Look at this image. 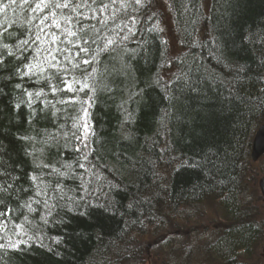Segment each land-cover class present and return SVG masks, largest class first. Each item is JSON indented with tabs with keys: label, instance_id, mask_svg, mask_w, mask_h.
I'll use <instances>...</instances> for the list:
<instances>
[{
	"label": "trees",
	"instance_id": "obj_1",
	"mask_svg": "<svg viewBox=\"0 0 264 264\" xmlns=\"http://www.w3.org/2000/svg\"><path fill=\"white\" fill-rule=\"evenodd\" d=\"M162 1L150 0L139 11L142 22L134 36L120 42L125 29L116 44L97 53L93 63L71 70L70 75L83 80L92 68L99 72L106 67L118 69L122 76L110 75L107 83L89 76L95 92L54 96L46 79L54 70L46 62L47 71L41 75L23 79L15 75L14 68L22 63L45 60L43 49L37 58L29 55L38 44L24 53L22 62L0 50L4 56L0 65V172L9 174L0 175V183L13 184L10 196L0 195L5 201L0 211L12 207L13 220L23 223L26 233L13 239L28 241L16 250L0 249V264L258 261L252 255L260 254L264 235V221L255 216L264 212L257 186L264 162L255 166L250 153L253 134L264 122V0H167L171 31L181 45L175 57L170 56L163 37L165 11L155 14ZM26 17L19 0L0 14L5 27L15 22L9 29L14 35L6 36L3 43L11 44L17 55L16 40L27 33ZM160 20L165 21L163 26ZM157 21L163 31L143 36L141 31ZM90 57L91 53L81 54L77 62ZM52 82L60 83L55 78ZM24 89L33 93L32 108L27 106ZM41 89L44 94L36 98ZM73 96L78 97L77 103H58ZM21 101L16 109L14 105ZM45 101H52L56 108L45 107ZM84 107H88L94 133L87 147L74 138L82 134L81 128H73L78 121L82 125L79 118ZM32 109L36 114L29 123ZM56 109L60 111L53 116ZM25 136L30 139H21ZM31 175L37 177L35 185ZM37 186L47 195L35 197L41 203H33L36 211L29 212L20 205L35 196ZM167 202L189 214L193 213L185 209L190 206L202 211L205 202L219 203L226 213L225 225L218 224L219 233L208 228L199 235L197 230L204 226L200 221L201 226L190 228L187 234L183 230L185 241L180 237L174 242L170 234H164L170 232L174 219H167L166 211L158 207ZM78 203H87V216L76 213ZM8 229L9 235L15 231L11 223ZM147 234L151 241L157 240L158 251L151 262L144 258L146 249L141 244ZM58 236L64 237L59 246L54 243ZM203 240L205 245L200 244Z\"/></svg>",
	"mask_w": 264,
	"mask_h": 264
},
{
	"label": "snow or ice",
	"instance_id": "obj_2",
	"mask_svg": "<svg viewBox=\"0 0 264 264\" xmlns=\"http://www.w3.org/2000/svg\"><path fill=\"white\" fill-rule=\"evenodd\" d=\"M150 0H19V7L22 12H27V17L24 20V24L27 25V33L23 34L22 39L16 40V52L13 51V46L9 43H3V40L7 37L14 35L9 32V29L13 26V23L8 24L5 27L0 23V50H7L8 56H15L17 61L22 62L24 60V53L32 48L33 45H39L35 49L37 56L41 49L47 52V56L44 61L40 63H34L29 60L27 63H22L21 66L14 68V74L18 75L21 79L24 77H32L41 75L47 69L44 67V63H47L49 69L54 70L52 75L46 77L48 86L51 93L55 96L59 92L77 93L84 92L85 90H90L95 92V88L89 83L88 77L94 76L96 69L92 68L91 73L85 75L84 79L81 80L75 75H70L72 69H78L80 65H89L93 63L96 59L98 52H104L109 49L110 46L116 44L117 37H120L121 32H125L123 37H120V42L123 40H128L130 36L136 34V26L142 21L138 19V13L141 9L147 7V3ZM18 0H0V14H5L8 9L16 6ZM155 14L148 15L146 18L151 20ZM90 23H87L89 22ZM158 21L156 25L148 29L151 32H161L163 31L158 27ZM131 25V26H129ZM55 29V31H54ZM112 33V35H109ZM63 37V40L61 38ZM63 43L65 47H60L59 45ZM166 43V42H165ZM101 44L103 45L101 47ZM47 45L48 47H44ZM95 46L93 48L92 46ZM72 49H78V51L73 52ZM91 57L89 59L79 60L77 58L84 54L85 56ZM62 57L61 58H58ZM54 61V62H53ZM4 64V56L0 54V65ZM4 71H13L4 67ZM41 78H45L41 76ZM58 80L60 83H53V79ZM62 84V87H61ZM17 89L21 88V85L17 83L15 85ZM24 94L27 97V106L32 108L33 93L24 89ZM43 89L35 93L36 98L43 95ZM91 99V97L89 98ZM78 102V97H69L64 100L58 101L60 104H74ZM20 103H16L14 107L20 109ZM83 103L88 104L89 101H84ZM49 104L55 109L56 105L52 101H45V107ZM43 111V109H41ZM56 111L52 112L55 116ZM36 111L32 109L28 116L29 123L32 122V118L35 116ZM89 111L88 107L82 108V115L79 120L83 121L80 125L79 121L73 124V128L80 127L81 135L75 136L74 138L80 142L84 147H87V140L90 135H94L92 132V126L89 123ZM23 140H28L30 137H21ZM76 151H80V148H76ZM84 159H87L85 155ZM47 167V165H45ZM70 168L71 165H68ZM80 168L84 165L80 164ZM58 171V170H57ZM0 175H9L5 172H0ZM61 175H66V173H61ZM19 177H12L13 181L18 180ZM29 179L35 185L37 177L31 175ZM59 187V185H57ZM13 188L12 183L4 184L0 183V195H11V189ZM23 191L27 192L28 189ZM42 195H47L45 191H42L38 186L36 188L35 196L29 197L27 202L22 203L20 206L27 208L29 212H35L36 209L32 207L33 203L40 204L41 201L35 197ZM4 199L0 198V205H4ZM45 209L47 215L51 216L52 212L48 202L44 201ZM87 203H78L75 206L76 213L80 216H87L88 213ZM105 210H107L106 205H102ZM73 209L69 208V212ZM14 211L10 205L6 206L4 211H0V240L5 242L0 243V249H19L22 245L27 244L28 241L21 239H13V236L26 235L24 232V224H17L13 220ZM45 223H48L47 219L42 217ZM27 221V217H25ZM11 223L15 231L12 235H9L11 231L8 229V224ZM57 223H63V221H57ZM68 225H65L67 227ZM71 238V237H70ZM32 239V237H29ZM64 242L63 236H58L54 238V243L59 246ZM52 251L51 248L48 249ZM56 252V255H59Z\"/></svg>",
	"mask_w": 264,
	"mask_h": 264
},
{
	"label": "rangeland",
	"instance_id": "obj_3",
	"mask_svg": "<svg viewBox=\"0 0 264 264\" xmlns=\"http://www.w3.org/2000/svg\"><path fill=\"white\" fill-rule=\"evenodd\" d=\"M166 4H167L166 0L162 1L160 6L159 7L157 6V10H156L155 14L159 15L160 12L165 11V18H166L165 21H166V23H165V21L160 20L161 23L163 22L162 26L165 23L166 33H165V35H163V37H164V40L167 43V48L169 50L170 56L174 55V57H175V56H177V54H179L181 52V45H180L179 40L172 34V31H171V29H172L171 28L172 27L171 17H170V14H169L168 6H166ZM205 10H208V8H206ZM263 162H264V157L258 159L256 162H254V165L255 166H260L261 164H263ZM262 172H264V171H262ZM260 176H259V178H260ZM257 186H258V189H259V182L257 183ZM261 196H262L261 199L263 200V202H261L260 206H263L264 205V197H263L262 193H261ZM210 202H205L206 203L205 206H204L205 209H203L202 211L201 210L199 211L198 208L194 209L191 206L189 208L185 209L186 211H189V212L191 211L193 214H191V213L189 214V213L185 212L184 209H181V210L177 211L176 209L172 208L171 205H168V202L165 205L158 206V207H161L163 209V212L166 211L167 219H170V218L174 219V221L169 224L170 229L171 228L172 229L170 230V232L169 231L168 232H164V234H170V237L172 238V240L174 242H178V239L180 237H182L183 241H185L187 238H186V235L183 234V230H185L186 234H187L188 231L190 232V228L201 226L199 224L200 221L203 222L204 226L203 227H199L200 229L197 230L199 235L202 233V230H205V229H208V228H211L212 231L214 230L216 233L217 232L219 233V228L220 227H219L218 224H222L223 225L225 223L226 213H224V211H222V209L220 208L221 206L219 205V203H216V202L210 203ZM161 208H160V210H161ZM256 210H257V208H256ZM176 211H177V213H176ZM202 213L205 215V217L203 216ZM255 216H257V220L258 221H264V212L263 211H261V213H259V212L256 213ZM205 218L207 219V221H206ZM188 219H190V223H187ZM207 223H210L211 226H209ZM177 224L182 226L183 228L176 227L175 225H177ZM186 224H187V226L185 228ZM216 233H211L212 234L211 236H213ZM155 241H157V240H155ZM155 241H151L149 234H147L146 241H143L141 243L144 246L143 247L144 250L146 249L145 252H144V254H146L144 256V258L147 257L146 260H148V261H150V258L154 254H156V251H158L156 249V246H155V244H156ZM205 243L206 242L203 240L200 244L201 245H205ZM260 251H261V248H260ZM252 256L258 259V261L256 259L252 260L255 264H259L260 261L262 262V264H264V257L260 258V254H259L258 251H257V253L255 255H252Z\"/></svg>",
	"mask_w": 264,
	"mask_h": 264
},
{
	"label": "bare ground",
	"instance_id": "obj_4",
	"mask_svg": "<svg viewBox=\"0 0 264 264\" xmlns=\"http://www.w3.org/2000/svg\"><path fill=\"white\" fill-rule=\"evenodd\" d=\"M150 29V28H149ZM142 32V34H143V36H147V35H151L153 32H151V31H148V29L146 28V30H143V31H141ZM133 40V39H132ZM141 44V43H140ZM30 56H32L33 57V59L34 58H37L38 56H37V52H30V54H29ZM29 57V56H28ZM96 74L93 76V78L94 79H96V78H102L105 82L106 81H108V78L110 77V75H118L119 73H118V69H113L112 67H106V69H104V70H102V71H96L95 72ZM119 75H121V74H119ZM122 76V75H121ZM107 83V82H106ZM264 123V122H263ZM262 123V124H263ZM261 124V125H262ZM253 164H254V162H252ZM264 176V172H262V175L260 176V180H261V178ZM262 208V207H261ZM262 234H264V231H263V233ZM261 251H260V256H264V235H263V238H262V241H261Z\"/></svg>",
	"mask_w": 264,
	"mask_h": 264
},
{
	"label": "water",
	"instance_id": "obj_5",
	"mask_svg": "<svg viewBox=\"0 0 264 264\" xmlns=\"http://www.w3.org/2000/svg\"><path fill=\"white\" fill-rule=\"evenodd\" d=\"M255 139L253 141L252 155L255 160L264 152V125L255 134ZM260 189L264 195V176L260 180Z\"/></svg>",
	"mask_w": 264,
	"mask_h": 264
}]
</instances>
